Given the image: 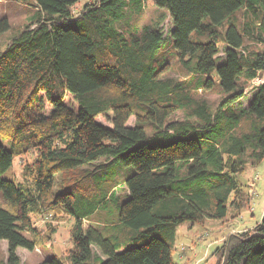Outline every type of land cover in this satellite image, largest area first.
<instances>
[{
	"label": "trees",
	"instance_id": "1",
	"mask_svg": "<svg viewBox=\"0 0 264 264\" xmlns=\"http://www.w3.org/2000/svg\"><path fill=\"white\" fill-rule=\"evenodd\" d=\"M148 1L93 0L76 13L81 0H35L28 23L5 39L11 25L0 18V241L9 264L38 245L33 216L75 218L68 264H177L179 225L225 220L230 210L234 218L250 205L239 177L264 159V82L248 95L264 73V0H152L172 20L168 36L133 26ZM174 61L181 79L164 76ZM199 90L220 94L215 109L196 101ZM178 112L184 118L171 120ZM25 155L34 158L23 181L5 176ZM110 197L118 216L108 238L94 217ZM215 254L217 264H264V216Z\"/></svg>",
	"mask_w": 264,
	"mask_h": 264
},
{
	"label": "rangeland",
	"instance_id": "2",
	"mask_svg": "<svg viewBox=\"0 0 264 264\" xmlns=\"http://www.w3.org/2000/svg\"><path fill=\"white\" fill-rule=\"evenodd\" d=\"M93 0H81L75 7L78 13L82 6ZM35 0H0V18H7L11 25V30L7 32L2 39L17 34L31 19L34 14V8L28 3ZM137 19L133 26L139 30L144 26L157 27L168 36L172 29V20L168 13L158 8L152 0H149L145 6V12ZM174 79H181L184 76V70L181 69L177 62H173L172 68L164 75ZM264 82V73L253 81L249 87V98L252 96L255 87ZM196 101H205L212 108H216L220 102V94L216 91L199 90L193 93ZM67 101L72 104V98L68 97ZM248 99L244 101L246 106ZM184 114L178 112L172 115L171 120H182ZM99 121L108 124L103 118ZM135 118L131 117L128 125H134ZM153 127V126H149ZM34 155H25L17 157L14 161L11 171L8 173L9 178L22 182L24 178V165L32 162ZM120 169H118L119 171ZM240 182L245 185L250 192L252 200L250 205L244 209L237 217L232 218L233 211H229V215L225 220H206L203 224L190 222L179 225L176 228V243L173 252L174 261L177 264H217L218 257L215 254L218 248L224 245L225 240L232 234L240 232L252 231L261 223L264 216V159L256 165L252 162L248 163L246 171L240 175ZM0 192V202L2 196ZM116 199L110 197L104 202L98 213H96L95 221L103 222L105 227H100L103 234L108 238L112 225L117 224L118 207ZM76 220L69 213H59L53 217L51 213L43 216H33L34 238L37 241V247L34 250L20 248L17 255L20 264H40L46 259L57 256L68 264L67 254L72 248V229ZM88 227V223L85 222ZM0 264H9L8 244L6 241H0Z\"/></svg>",
	"mask_w": 264,
	"mask_h": 264
}]
</instances>
